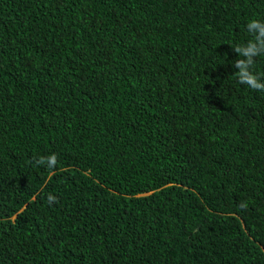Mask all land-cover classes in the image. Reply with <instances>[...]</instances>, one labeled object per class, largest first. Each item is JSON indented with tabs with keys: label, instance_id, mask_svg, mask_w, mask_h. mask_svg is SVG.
Returning <instances> with one entry per match:
<instances>
[{
	"label": "trees",
	"instance_id": "trees-1",
	"mask_svg": "<svg viewBox=\"0 0 264 264\" xmlns=\"http://www.w3.org/2000/svg\"><path fill=\"white\" fill-rule=\"evenodd\" d=\"M252 19L264 0H0V264H264Z\"/></svg>",
	"mask_w": 264,
	"mask_h": 264
},
{
	"label": "clouds",
	"instance_id": "clouds-1",
	"mask_svg": "<svg viewBox=\"0 0 264 264\" xmlns=\"http://www.w3.org/2000/svg\"><path fill=\"white\" fill-rule=\"evenodd\" d=\"M247 31L253 38L244 45L233 47V50L241 57L234 62V66L239 69L237 78L241 83L248 85L254 90L264 91V79H261L250 70L254 64L255 57L264 54V21L250 20L247 23ZM36 163L51 169L55 167L57 157L55 154L41 156ZM47 199L49 204L54 203L56 200L51 194L48 195ZM240 207L244 208L246 205L241 204Z\"/></svg>",
	"mask_w": 264,
	"mask_h": 264
}]
</instances>
